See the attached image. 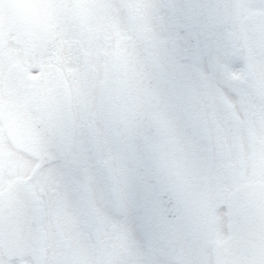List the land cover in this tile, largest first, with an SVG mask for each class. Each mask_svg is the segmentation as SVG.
Returning <instances> with one entry per match:
<instances>
[{
  "label": "snow or ice",
  "instance_id": "6c2138e0",
  "mask_svg": "<svg viewBox=\"0 0 264 264\" xmlns=\"http://www.w3.org/2000/svg\"><path fill=\"white\" fill-rule=\"evenodd\" d=\"M0 264H264V0H0Z\"/></svg>",
  "mask_w": 264,
  "mask_h": 264
}]
</instances>
